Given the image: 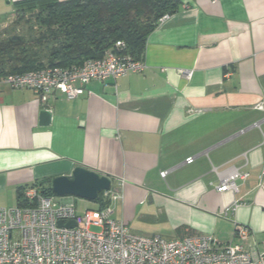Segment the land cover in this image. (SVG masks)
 I'll return each instance as SVG.
<instances>
[{
	"label": "crops",
	"instance_id": "1",
	"mask_svg": "<svg viewBox=\"0 0 264 264\" xmlns=\"http://www.w3.org/2000/svg\"><path fill=\"white\" fill-rule=\"evenodd\" d=\"M175 4L146 39L142 73L43 102L0 78V195L13 190L16 206L17 188L80 166L110 178L111 217L132 234L228 244L239 225L250 231L243 248L262 252L264 113L254 106L264 102V0ZM11 12L0 4L1 20ZM235 172L248 174L235 181L238 192H216ZM70 201L79 211L72 199L56 203Z\"/></svg>",
	"mask_w": 264,
	"mask_h": 264
},
{
	"label": "built area",
	"instance_id": "2",
	"mask_svg": "<svg viewBox=\"0 0 264 264\" xmlns=\"http://www.w3.org/2000/svg\"><path fill=\"white\" fill-rule=\"evenodd\" d=\"M213 2L217 0H212ZM167 15L162 16V22ZM146 69L133 58L124 42L117 41L101 58L79 65L46 67L21 74H8L1 81L13 90L29 89L41 102L56 91L68 100L84 92L90 81L105 84ZM190 79L191 72L181 71ZM78 84L77 87L74 85ZM255 109L264 113V102ZM264 121V116H263ZM192 158L186 160L191 163ZM167 172H161L163 178ZM248 174L232 173L215 187L216 192H238L237 179ZM264 178V169L260 181ZM27 207H0V264H264V251L242 246L250 236L243 226H235L234 242L219 244L210 236H187L167 240L159 236L132 234L122 221L111 217V207L78 211L72 201L56 203L35 186L24 190ZM103 201H113L118 193L102 192ZM60 200V199H59ZM233 209L237 203L233 202ZM74 221L72 228L57 223ZM94 227L96 232L90 231Z\"/></svg>",
	"mask_w": 264,
	"mask_h": 264
},
{
	"label": "trees",
	"instance_id": "3",
	"mask_svg": "<svg viewBox=\"0 0 264 264\" xmlns=\"http://www.w3.org/2000/svg\"><path fill=\"white\" fill-rule=\"evenodd\" d=\"M13 6L16 18L0 37V78L98 59L117 41L139 59L158 20L176 10L175 0H15ZM19 26L26 31L16 33ZM50 184L37 187L54 197ZM24 190H16L18 207L29 206ZM101 195L97 210L108 205Z\"/></svg>",
	"mask_w": 264,
	"mask_h": 264
},
{
	"label": "water",
	"instance_id": "4",
	"mask_svg": "<svg viewBox=\"0 0 264 264\" xmlns=\"http://www.w3.org/2000/svg\"><path fill=\"white\" fill-rule=\"evenodd\" d=\"M41 125H49L51 114L47 110L40 112ZM111 187V180L107 176L77 166L70 175L56 177L51 181L50 190L54 197L60 200L72 199L74 197L94 202L98 199L99 194L108 191ZM58 227L72 228L74 221L66 224L57 223Z\"/></svg>",
	"mask_w": 264,
	"mask_h": 264
},
{
	"label": "rangeland",
	"instance_id": "5",
	"mask_svg": "<svg viewBox=\"0 0 264 264\" xmlns=\"http://www.w3.org/2000/svg\"><path fill=\"white\" fill-rule=\"evenodd\" d=\"M6 1L7 0H3L1 4V8H5L8 12H11L8 16L9 19L5 18L4 20H1L0 19V37L2 36L3 37V32L4 30H7L8 28H10V25L11 23L15 20L16 18V13L14 11V6L11 4L7 5L6 4ZM12 1H15V0H12ZM66 1V0H65ZM34 20V19H32ZM26 31V28H22V27H17L16 28V33H22V32H25ZM37 32V30H36ZM53 199L55 200V202L59 201V199L57 197H53ZM72 200L77 204V207L80 209L79 211H83V210H97V204L94 203V202H90V201H87V200H83V199H80V198H72ZM0 203L6 207H13L15 206V194H14V191L11 190V193H6L4 195H0ZM90 231L92 232H96L98 231V229L92 227L90 229Z\"/></svg>",
	"mask_w": 264,
	"mask_h": 264
},
{
	"label": "flooded vegetation",
	"instance_id": "6",
	"mask_svg": "<svg viewBox=\"0 0 264 264\" xmlns=\"http://www.w3.org/2000/svg\"><path fill=\"white\" fill-rule=\"evenodd\" d=\"M11 2H12V5H13L14 1L10 0V3H11Z\"/></svg>",
	"mask_w": 264,
	"mask_h": 264
}]
</instances>
